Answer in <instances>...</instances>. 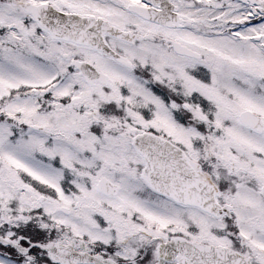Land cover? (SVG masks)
I'll use <instances>...</instances> for the list:
<instances>
[{
	"label": "snow or ice",
	"instance_id": "1",
	"mask_svg": "<svg viewBox=\"0 0 264 264\" xmlns=\"http://www.w3.org/2000/svg\"><path fill=\"white\" fill-rule=\"evenodd\" d=\"M0 264H264V0H0Z\"/></svg>",
	"mask_w": 264,
	"mask_h": 264
}]
</instances>
